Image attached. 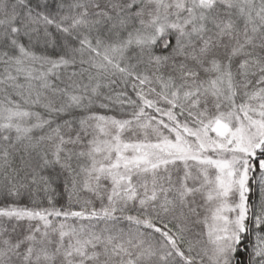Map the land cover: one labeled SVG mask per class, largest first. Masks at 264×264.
<instances>
[{
  "label": "snow or ice",
  "instance_id": "snow-or-ice-1",
  "mask_svg": "<svg viewBox=\"0 0 264 264\" xmlns=\"http://www.w3.org/2000/svg\"><path fill=\"white\" fill-rule=\"evenodd\" d=\"M0 264H264V0H0Z\"/></svg>",
  "mask_w": 264,
  "mask_h": 264
}]
</instances>
